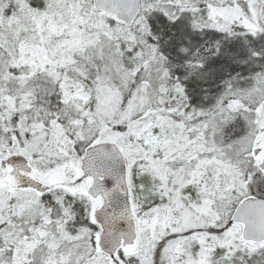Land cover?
<instances>
[{
	"label": "snow or ice",
	"instance_id": "1",
	"mask_svg": "<svg viewBox=\"0 0 264 264\" xmlns=\"http://www.w3.org/2000/svg\"><path fill=\"white\" fill-rule=\"evenodd\" d=\"M0 264H264V0H0Z\"/></svg>",
	"mask_w": 264,
	"mask_h": 264
}]
</instances>
